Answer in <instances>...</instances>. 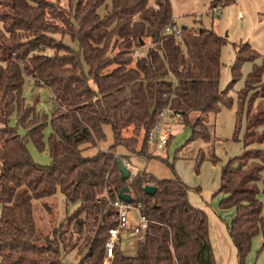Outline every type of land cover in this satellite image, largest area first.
<instances>
[{"label":"trees","instance_id":"obj_1","mask_svg":"<svg viewBox=\"0 0 264 264\" xmlns=\"http://www.w3.org/2000/svg\"><path fill=\"white\" fill-rule=\"evenodd\" d=\"M235 1L212 0L208 12ZM170 25H176L171 0H69L65 6L60 0H0V264H66L73 251L80 264H104L108 232L117 226L109 200L125 187L147 229L135 238L136 254L118 246L112 264H217L208 215L192 205V188L179 176L130 171L122 178L119 160L127 155L115 151L138 140L124 133L133 127L148 141L165 110L183 117L181 125L192 130L188 143L209 144V160L217 163L207 119L235 107L233 141L242 143L243 152L223 165L215 196H222L220 210L235 209L227 228L238 264H246L258 236V253L264 251V93L248 95L253 84L264 90V60L256 63L262 56L249 43L235 45L233 79L222 90L227 38L201 23L181 27L176 36L166 32ZM148 40L146 53L138 54ZM246 63L253 69L235 98L230 92ZM27 79L48 88L57 105L49 165L36 163L28 147L33 142L44 150L48 116L27 103ZM105 126L114 137L109 151L86 155L106 140ZM173 138L171 133L169 143ZM201 152L197 171L207 159ZM146 186L155 194H147ZM59 192L77 207L46 233L38 228L34 201Z\"/></svg>","mask_w":264,"mask_h":264},{"label":"rangeland","instance_id":"obj_2","mask_svg":"<svg viewBox=\"0 0 264 264\" xmlns=\"http://www.w3.org/2000/svg\"><path fill=\"white\" fill-rule=\"evenodd\" d=\"M68 1L60 0L64 6L68 4ZM171 2L174 20L180 28L199 26L201 23L205 28H213L219 35L227 38L228 42L223 47L221 54L223 66L220 87L222 90L226 89L233 79L232 67L237 60L235 45L249 43L262 56L256 62L261 65L264 60V0L227 2L219 6V14L215 16L208 12L211 0H171ZM150 44L151 42L148 40L144 48L138 50V54H145ZM252 69L253 65L251 63H246L242 67V78L235 84L230 95L236 98V93L244 87L246 77ZM252 88L248 95L255 91H258L259 95L264 93L260 86H254L253 84ZM23 95L28 104L36 107L38 112L48 116V124L44 130V150H39L33 142H29L28 147L36 163L49 165L51 157L48 139L53 131L50 120L53 112L57 109V105L48 88H36L30 79L25 81ZM235 111V107L231 109L223 108L218 115L211 114L207 119L210 129L216 136V141L212 138L210 143L220 159L217 163L209 160L213 152L211 146L201 140L188 143L192 135L191 128L182 126V121L174 119L168 121L171 133H174V138L164 150H156L153 145L145 140L144 131L136 132L131 127L124 133L126 139L133 137L138 140L130 142V149L121 146L115 152L118 157L127 155L123 162L134 174L146 171L159 179H171L174 178L175 174L179 176L192 188L189 199L198 205L196 208L206 212L210 228L215 223L219 224V221L230 222L235 215V209L220 210L219 203L222 196H215V193L220 187L221 171L224 163L243 152L242 143L233 141ZM11 124L14 127L17 125L16 115L12 117ZM241 129L240 138L245 131V121ZM105 131L106 140L99 143L95 148L88 149L86 155L92 156L101 151H109L110 145L114 142V137L110 126H105ZM18 132L21 135L26 134L23 127H18ZM216 142L222 145L215 146ZM201 150L202 154L205 152L207 159L202 162L199 171H197V157ZM156 156H159V158H156ZM76 207L77 205L68 204L60 192L52 197L34 201L38 228L46 233H51L54 228L66 223L67 218L73 214ZM1 209L2 206L0 205V214ZM132 234L131 231L127 235L131 236ZM122 241L125 243L123 244V249H125L128 239L124 237ZM127 251V253L124 252L133 254L134 248H129ZM80 261L81 256L78 251H73L65 257L66 264H80ZM104 264H112V262L104 260Z\"/></svg>","mask_w":264,"mask_h":264},{"label":"built area","instance_id":"obj_3","mask_svg":"<svg viewBox=\"0 0 264 264\" xmlns=\"http://www.w3.org/2000/svg\"><path fill=\"white\" fill-rule=\"evenodd\" d=\"M218 9L212 10L213 15H218ZM167 33L180 35L181 28L177 25H170L166 29ZM169 119L183 121V117L179 114H173L170 110L161 113L155 128L150 132L148 142L153 145L156 150H164L170 140L171 130L169 128ZM109 205L116 211L117 226L108 232V238L105 242V260L112 261L116 254V249L121 243V235L128 231H132L138 238L142 239L147 229V220L141 215L140 206L133 203H126L120 198L114 201L109 200ZM134 223V225H132Z\"/></svg>","mask_w":264,"mask_h":264},{"label":"crops","instance_id":"obj_4","mask_svg":"<svg viewBox=\"0 0 264 264\" xmlns=\"http://www.w3.org/2000/svg\"><path fill=\"white\" fill-rule=\"evenodd\" d=\"M263 81H264V74H263ZM216 145H222V144H218L216 142L215 146ZM191 203L193 206L198 207V205L195 204L193 201ZM227 223L228 222L219 221V224L215 223V225L211 226L210 228V238H211L216 262L217 264H238L237 249L229 235ZM129 232L130 231H128L127 233H123L121 235V243L119 246H121L122 250L125 251L126 253L128 252L127 250L129 248H134L133 254H128V255H135L137 249L135 242L136 236H134L133 234L131 236L127 235ZM124 237L125 239L126 238L128 239L125 249H123V244L125 243H123L122 241ZM261 246H262V238L258 236L253 241L252 251L247 258L246 264H264V251L258 253Z\"/></svg>","mask_w":264,"mask_h":264},{"label":"water","instance_id":"obj_5","mask_svg":"<svg viewBox=\"0 0 264 264\" xmlns=\"http://www.w3.org/2000/svg\"><path fill=\"white\" fill-rule=\"evenodd\" d=\"M119 166H120L123 180H127L131 175L130 170L125 166L122 160H119ZM145 192L149 195H154L156 192V188L153 186H146ZM119 198L126 203H132L133 199L130 194V188L129 187L123 188L119 193Z\"/></svg>","mask_w":264,"mask_h":264}]
</instances>
